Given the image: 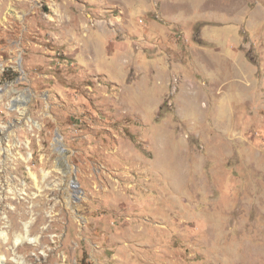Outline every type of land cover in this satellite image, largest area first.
<instances>
[{"label":"rangeland","instance_id":"374dc122","mask_svg":"<svg viewBox=\"0 0 264 264\" xmlns=\"http://www.w3.org/2000/svg\"><path fill=\"white\" fill-rule=\"evenodd\" d=\"M0 65V264H264V0H0Z\"/></svg>","mask_w":264,"mask_h":264},{"label":"built area","instance_id":"2783aa9c","mask_svg":"<svg viewBox=\"0 0 264 264\" xmlns=\"http://www.w3.org/2000/svg\"><path fill=\"white\" fill-rule=\"evenodd\" d=\"M6 71V68L2 65H0V76L4 75V72ZM7 86L8 83L2 79H0V102L4 101V98L7 97ZM13 108H15V104H13L12 106ZM2 113V110L0 109V115Z\"/></svg>","mask_w":264,"mask_h":264},{"label":"water","instance_id":"95a60500","mask_svg":"<svg viewBox=\"0 0 264 264\" xmlns=\"http://www.w3.org/2000/svg\"><path fill=\"white\" fill-rule=\"evenodd\" d=\"M19 63H20V66H21V59H20ZM14 127H15L14 124H10L8 127L6 126V130L5 131L10 130L11 128H14ZM71 186L73 188H76V186H78L77 182L75 181V176H73V178L71 180Z\"/></svg>","mask_w":264,"mask_h":264},{"label":"bare ground","instance_id":"6f19581e","mask_svg":"<svg viewBox=\"0 0 264 264\" xmlns=\"http://www.w3.org/2000/svg\"><path fill=\"white\" fill-rule=\"evenodd\" d=\"M3 233V232H2ZM23 238V237H22Z\"/></svg>","mask_w":264,"mask_h":264}]
</instances>
